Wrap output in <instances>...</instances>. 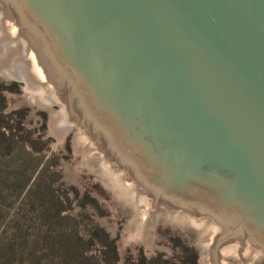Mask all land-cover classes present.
Here are the masks:
<instances>
[{
	"label": "water",
	"instance_id": "water-1",
	"mask_svg": "<svg viewBox=\"0 0 264 264\" xmlns=\"http://www.w3.org/2000/svg\"><path fill=\"white\" fill-rule=\"evenodd\" d=\"M0 74L133 211L200 264H264V0H0Z\"/></svg>",
	"mask_w": 264,
	"mask_h": 264
},
{
	"label": "rangeland",
	"instance_id": "rangeland-1",
	"mask_svg": "<svg viewBox=\"0 0 264 264\" xmlns=\"http://www.w3.org/2000/svg\"><path fill=\"white\" fill-rule=\"evenodd\" d=\"M0 98L3 99L0 103V176L6 178L17 172L21 188L27 185L23 190L0 186V214L4 218L0 235L10 221L14 228L18 222L24 224V220L33 229L30 233L36 234L40 226L32 224V214L38 215L48 207L36 201L34 193L32 199L27 197L36 185L50 183L64 209L60 221H41L45 226L44 235L56 231L55 235L60 236L57 241L53 236L48 244L39 247L44 249L45 262L55 260L58 264L55 256L60 249L63 253L60 264L70 260L66 252L73 256L71 262L78 261V264H200V249L194 239L167 217L158 219L150 244H137L128 239L133 211L111 195L80 163L72 149L74 131L64 139L51 135L49 115L37 106L25 83L0 74ZM22 171H26L27 180L21 181ZM54 212L52 208L48 216ZM38 249L30 251L37 254ZM2 257H11L12 264L28 262L27 257L17 255L0 253Z\"/></svg>",
	"mask_w": 264,
	"mask_h": 264
},
{
	"label": "trees",
	"instance_id": "trees-1",
	"mask_svg": "<svg viewBox=\"0 0 264 264\" xmlns=\"http://www.w3.org/2000/svg\"><path fill=\"white\" fill-rule=\"evenodd\" d=\"M3 102V99L0 98V103ZM26 157V156H25ZM21 171V170H20ZM21 181L25 180L26 178V171H22V177ZM27 180V178H26ZM10 181V183H8ZM19 181V176L17 172L15 175L8 176L6 178H3L0 176V186L3 188H8L7 190L13 189H20L21 184ZM4 185V186H3ZM27 185H23L21 190H23ZM33 188V187H32ZM34 193V198H36V201H39L42 204H46L48 209L44 212H40L38 215L32 214V224L35 223V225L40 226V229L36 230V234H31L30 231H33L32 227L30 226L29 221L24 220V224H20L18 222V227H11L12 221H10L6 229L3 231V233L0 235V248H3L5 250L0 251L1 254L4 255H17V257H27L28 262L27 264H56L55 260H52L51 262L47 261L45 262L46 257L44 256V249L41 250L39 248L41 245L48 244V241L52 240V237L55 241L59 239V235H55L57 232L54 231L52 235H44V229L45 226L41 222L42 220L46 221H60L62 218L60 217L63 209L64 204H62V201L59 199V197L56 195V192L52 188L51 184L49 183H40L36 185V188L32 191L30 195H28L27 199L31 198L32 194ZM32 199V198H31ZM51 207V208H50ZM52 208L55 209V212L50 216H48V213ZM4 223V218L0 214V226ZM17 223V222H16ZM14 221V224H16ZM29 225V228H28ZM28 230L26 231L25 229ZM37 228V226H36ZM30 235H32L30 237ZM37 245V246H36ZM32 248L38 249L39 252L34 253L33 251H30ZM28 251V253H26ZM58 264H60V261L63 259V253L60 249L56 250ZM66 257H69L70 260H68L67 264H78V261L76 263L71 262L72 255L68 252L65 253ZM54 257V258H55ZM85 257V256H84ZM88 259V258H85ZM0 264H12V258L11 257H2L0 258Z\"/></svg>",
	"mask_w": 264,
	"mask_h": 264
}]
</instances>
